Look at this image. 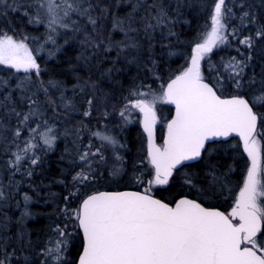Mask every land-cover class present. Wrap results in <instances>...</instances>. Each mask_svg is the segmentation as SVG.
Segmentation results:
<instances>
[{"label":"snow or ice","instance_id":"snow-or-ice-1","mask_svg":"<svg viewBox=\"0 0 264 264\" xmlns=\"http://www.w3.org/2000/svg\"><path fill=\"white\" fill-rule=\"evenodd\" d=\"M198 4L0 0V264H264V0ZM61 140L33 239L3 210Z\"/></svg>","mask_w":264,"mask_h":264},{"label":"trees","instance_id":"trees-1","mask_svg":"<svg viewBox=\"0 0 264 264\" xmlns=\"http://www.w3.org/2000/svg\"><path fill=\"white\" fill-rule=\"evenodd\" d=\"M207 2L210 4L211 0H207ZM191 3H192V7L185 10V17L188 21H190V25L184 24L181 26V28L178 29V30H183L184 33L188 36L194 35L197 27L203 25L205 20V13L200 10L198 0H191ZM29 31L30 32L32 31L31 28H29ZM225 51H232V50L226 49ZM213 58L218 59L219 56H214ZM60 59L61 61H63L64 58L62 55L60 56ZM51 63L55 64L56 61H52ZM63 67L66 69L67 66L64 65ZM59 78H65L71 80V76L65 77L63 74H61ZM125 82H127L126 78H125ZM119 98H120V94L117 93V99L119 100ZM112 102H116V101H112ZM159 107L162 109L159 113L160 117L166 116L168 114L169 106L161 105ZM112 119L113 121H115L118 120L119 117L113 114ZM160 130H161V126L158 125L157 126L158 136ZM116 131L119 133V139L123 142H126L128 148L130 149V151H125L124 155L129 161V168H131V160L133 157L137 155V148L140 145V136L143 135V131L139 123L135 121L124 127L122 131L119 128L116 129ZM158 142H162V141L158 140ZM64 148H65L64 141L63 140L58 141L55 150L49 152L45 157H43V163L39 168L36 169L33 178L34 186L39 187L40 194L37 195L35 192L32 191V189H30L27 186V184H25L22 187V191L16 194L15 199L11 201L10 207L3 210L6 211L8 215L13 218V220H15L16 217L20 216V213L24 207L23 192H28V194L32 196V202L29 203L28 208L33 215L26 219L25 226L32 233L33 239H36L37 233L43 236L44 232L47 229V226L49 225V218L46 215V213L51 211L52 205L50 204L46 205L44 203L46 192L49 190L57 193L62 191L61 186L59 184H56L54 181L59 177L60 169L66 166V162L60 160V156L64 152ZM223 162L231 163V161L228 160L227 158H225ZM0 163H2V160H0ZM238 175L239 172L237 171L236 176ZM19 178L20 177L17 176V179ZM5 183H7L6 179H5ZM48 186H50V188ZM16 201H19L20 203L19 208L16 207ZM72 251L74 253L75 249H73Z\"/></svg>","mask_w":264,"mask_h":264},{"label":"rangeland","instance_id":"rangeland-1","mask_svg":"<svg viewBox=\"0 0 264 264\" xmlns=\"http://www.w3.org/2000/svg\"><path fill=\"white\" fill-rule=\"evenodd\" d=\"M43 29H41V31H42ZM141 127V126H140ZM142 129V128H141ZM143 131V130H142Z\"/></svg>","mask_w":264,"mask_h":264}]
</instances>
